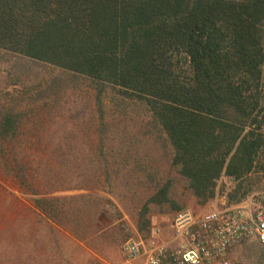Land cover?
Here are the masks:
<instances>
[{
  "label": "trees",
  "instance_id": "1",
  "mask_svg": "<svg viewBox=\"0 0 264 264\" xmlns=\"http://www.w3.org/2000/svg\"><path fill=\"white\" fill-rule=\"evenodd\" d=\"M15 58L50 68L29 82L8 79L0 67V166L32 197L47 234L36 246L45 253L48 238L58 244L59 227L78 221L76 204L105 199L50 195L70 185L56 171L67 159L59 162L56 153L75 144L60 139L61 129L74 128L46 122L50 106L39 101L52 94L58 103L57 93L75 78L91 82L96 118V154L84 159L82 177L112 184L129 162L109 133V89L116 106L144 109L145 130L170 149L171 167L200 204L220 193L224 176L236 182L238 203L264 175V0H0V60L16 66ZM133 164L145 170L139 158ZM148 176L156 189L140 229L152 204L178 207L173 178ZM244 249L257 263L264 256L256 244Z\"/></svg>",
  "mask_w": 264,
  "mask_h": 264
},
{
  "label": "rangeland",
  "instance_id": "2",
  "mask_svg": "<svg viewBox=\"0 0 264 264\" xmlns=\"http://www.w3.org/2000/svg\"><path fill=\"white\" fill-rule=\"evenodd\" d=\"M14 60L18 62L16 66L6 63V59L0 60V67L7 71L8 79L20 76L27 79L26 81L33 82L35 77L50 72L49 66L41 62L27 58ZM111 92L115 91L109 89L104 97L110 125L109 133L122 148L121 154L124 153L125 157L123 159L129 160L127 165L123 163L122 174L118 181L113 179L112 184L105 183L103 178L94 179L91 174L82 177L84 159L96 154L94 149L96 118L91 82L84 78H75L57 93L58 103L54 104L56 100L52 94L39 101L40 104L49 103L47 116L44 114L46 122L57 126L58 129L63 126L74 128L73 132L68 131L69 133L63 132L62 129L60 131V139L74 140L75 144L69 143L63 152L56 153L59 155V162L60 159H67L64 166L58 163L56 168L60 173V181L70 184L58 194L71 195L79 192L81 189L79 184L82 187L87 185L94 189H104L107 195L104 194L105 199L99 201L103 206H100V209L105 213L96 218L100 220L99 224L91 223L89 233L82 239L81 244L64 232L59 234L58 244L48 239L50 250L47 253L41 251L36 246L41 238L35 235L34 231L39 225L35 221L36 216L31 207L32 197L22 192L16 181L6 176L0 166V264H116L123 260L122 246L129 237H136L139 234L149 236L154 228H161L169 238L172 233L170 224L181 210L191 209L196 213H203L216 208L212 202L208 205L200 204L196 196L186 188L184 181L170 165V149L165 148L159 138L144 127L147 121L144 109L133 104L128 107L116 106L111 102L109 95ZM116 98H119L118 95ZM28 101L34 102L35 99L28 97ZM54 105L60 108H55ZM50 113L55 115L50 117ZM34 152H39V149ZM40 153L41 158L47 157L48 152L45 149L42 148ZM136 157L141 160L146 171L139 168L133 170ZM92 171L93 168L90 172ZM149 173L156 175L161 182L173 178L170 194L178 207L170 204H152L145 216L149 221L148 226L140 229L141 210L156 189V183L150 179ZM220 183L227 187L231 186L229 179H226V182L221 180ZM254 192L263 193L264 183L258 184ZM54 241L56 242V239ZM239 255L248 258L244 248L231 253L233 259Z\"/></svg>",
  "mask_w": 264,
  "mask_h": 264
},
{
  "label": "built area",
  "instance_id": "3",
  "mask_svg": "<svg viewBox=\"0 0 264 264\" xmlns=\"http://www.w3.org/2000/svg\"><path fill=\"white\" fill-rule=\"evenodd\" d=\"M222 208L196 213L181 210L172 220L173 236L129 237L123 244L121 264H264V256L250 261L234 250L256 244L264 251V192L231 208L224 196Z\"/></svg>",
  "mask_w": 264,
  "mask_h": 264
},
{
  "label": "crops",
  "instance_id": "4",
  "mask_svg": "<svg viewBox=\"0 0 264 264\" xmlns=\"http://www.w3.org/2000/svg\"><path fill=\"white\" fill-rule=\"evenodd\" d=\"M226 179L230 180V184H231L230 187H227L224 184L221 185L220 181L222 180V181L226 182ZM263 183H264V175L261 176V180L259 181L258 184H263ZM258 184H256L254 186V189ZM80 188L81 189L78 190L79 192H76V193L71 194V195L70 194H68V195L58 194V192L64 191V190L54 191L50 195H53V196H74L75 197V196H80L83 194H93V196H95V197L96 196L101 197V195L103 196L104 194H106V191L104 189H101V188L94 189L93 187H89V186L88 187L84 186V187H80ZM219 189H220V193H218L215 198H213L209 202L202 204V205H208L212 202V204L214 206H216V208H222L223 204L225 202L224 196L226 195L228 197V206L231 208H235L236 206H239L240 204L250 200L254 196L256 198V196L258 195L253 191L250 195H248L247 198L236 203V201H235L236 200V182L234 180L230 179L229 177H225V176L219 180ZM230 195H233V198H235V199L230 198ZM75 206L78 208V210H77L78 221L75 222L74 226L70 225V223H68L69 226H67L66 228L65 227H63V228L59 227V228L62 230L60 233L64 234V232H65L66 234H69L75 241H77L79 244H81L80 242L82 241V239H85L87 234L89 233V229H90L89 227H91L92 224L98 225L100 220L98 221V219H96V218L99 215H104L105 211L100 209V206H102L101 201H98V203H96V201H94V202L92 201V203L89 205L88 204H86V205L85 204H83V205L82 204H76ZM95 207H97V208L95 209ZM90 209H92V210H90ZM35 219H36L35 220L36 223L39 225V226H36V228L40 227V226H43L42 228H44V230H41V232H38L37 230H35L36 235L38 234V236H40L41 240H43L44 238L47 239V236H46L47 234L45 231V229H46L45 225L40 224V222L37 220V217ZM170 227H171V224H170ZM156 229H158V228H156ZM156 229L154 228L150 232L149 236H145V237H150V236L154 235L156 233L155 232ZM159 229H160V233L158 234V238H160L161 240H169L173 236V230L171 233L172 236L170 235V237L168 238V237H166L165 232L162 231L161 228H159ZM59 234H58V239H59ZM139 235H141V234H139ZM155 235H157V234H155ZM36 238H37V236H36ZM56 241H58V240H56ZM122 252H123V246H122ZM123 260H124V254H123ZM123 260L121 262L116 263V264H121L123 262Z\"/></svg>",
  "mask_w": 264,
  "mask_h": 264
}]
</instances>
